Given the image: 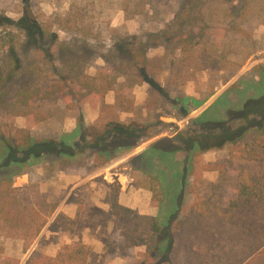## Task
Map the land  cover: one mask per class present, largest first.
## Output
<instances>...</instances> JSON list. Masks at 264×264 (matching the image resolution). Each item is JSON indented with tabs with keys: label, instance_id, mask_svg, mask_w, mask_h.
<instances>
[{
	"label": "rangeland",
	"instance_id": "374dc122",
	"mask_svg": "<svg viewBox=\"0 0 264 264\" xmlns=\"http://www.w3.org/2000/svg\"><path fill=\"white\" fill-rule=\"evenodd\" d=\"M184 2L0 0V14L17 19L27 4L44 32L55 39L50 53L55 64L60 61L62 73L67 63L62 58H75L79 71L90 78H99L118 74L119 60L123 58L108 52L112 36L145 38L147 34L154 35L173 21ZM201 13L202 21L197 23L199 33L197 28L192 29L195 35L190 55L180 52L177 45L151 43L146 52L149 60L146 73L151 84H134L129 89L128 95L133 100L130 112H121L113 106L115 90L80 109L84 120L98 116L97 125L114 119L133 120L138 122L142 132L156 133L154 136L101 169H92L102 161L92 157L83 159V167L79 168L60 165L61 169H52L44 161L30 165L26 173L12 178V186L19 188L22 215L17 222L19 227L0 223L1 258H16L19 264H24L35 247L38 252L55 256L63 245L72 244L86 248L88 264H121V261L125 264L119 255L116 236L112 234L113 223L106 203L116 185L121 205L144 217H158L163 224L176 211V203H181L177 216L180 218L192 203L215 202L224 197L226 190L233 194L234 186L264 190V137L261 135H256L254 142H242L233 150L213 149L195 157L198 167L195 176L185 175L184 192L181 191L183 153L164 161L149 149L155 141L162 149L170 145L185 148L179 138L193 141L204 137L207 131L202 125L230 117L232 130H238L244 124L243 107L252 106L253 101L264 95V0H211L204 3ZM9 31L12 35L6 34ZM20 39L15 30L0 27V74L7 67L8 47L11 44L15 47ZM62 48L65 52L61 54ZM16 52L22 53L20 48ZM29 53L31 62L41 61L34 51ZM213 59L218 60L215 68H206ZM45 80L49 81L47 87L33 92V86H26L25 95L21 93L25 81L27 85L40 81L36 72L7 83L0 81V129L6 136L8 132L16 136L17 132L19 135L28 132L37 139L56 138L76 121V111L65 109L64 93L55 84L56 75L50 74ZM123 80L119 76L117 83ZM79 82L85 80L81 78ZM182 100L186 101L181 104ZM192 100L199 106L195 107ZM156 120L165 124L158 125ZM144 150L143 156L137 158L136 152ZM217 160L226 162L223 176L218 171L199 169L202 163ZM25 196L32 203L44 199L49 205L56 204V209L49 216L35 217ZM64 201L70 205L71 213L75 212L74 217H69L72 222L62 218L55 220L58 213L64 214L59 212ZM257 211L264 218V211ZM125 220L129 225L137 224L140 231L147 229L145 219ZM41 223L43 226L35 234L36 226ZM163 230L166 231V227ZM238 244L239 248L243 247L241 237ZM144 249L139 246L133 252ZM173 258L176 264H183L177 255Z\"/></svg>",
	"mask_w": 264,
	"mask_h": 264
},
{
	"label": "trees",
	"instance_id": "16d2710c",
	"mask_svg": "<svg viewBox=\"0 0 264 264\" xmlns=\"http://www.w3.org/2000/svg\"><path fill=\"white\" fill-rule=\"evenodd\" d=\"M208 1L211 0H185L184 6L173 21L154 35L147 34L145 38L137 35L112 36L113 42L108 52L112 51L113 54L123 58L119 60L118 74H108L99 78L85 76L82 70L79 71V63H76L75 58L69 60L62 58L67 62L66 69L62 73L60 61L55 64L50 53L55 39L44 32L27 4L17 19L0 14V27L15 30L21 38L17 42L18 46L14 47L11 44L7 49V67L2 70L4 72L0 74V81L7 83L23 74L36 72L40 81L28 85L25 81V87L21 92L25 95L26 86L31 85L33 86L31 91L39 92L41 87L48 85L49 81L45 79H48L50 74L56 75L55 84L64 93L65 109L76 111L78 114L75 115V129L71 132H63L56 138L37 139L28 132L20 135L17 132V136L8 132L6 136L0 129V223L12 228L19 227L17 222L21 219L22 208L18 198L19 188L12 186V178L26 173V168L30 165L45 161L52 169H61L60 165L79 168L83 167V159L92 157L96 161L102 159L98 164H94L92 169L96 170L121 154L136 148L144 139H149L156 134L142 132L141 126L133 120L126 122L114 119L101 126L96 123L86 126L80 109L82 105L102 99L108 91L115 90L113 106L121 112H130L133 100L128 95L129 89L134 84L143 82L151 84L150 77L146 73L149 64L146 52L151 43L177 45L180 52L190 55L191 47H193L192 39L195 35L192 29L197 28L199 33L200 28L197 23L202 21L201 9ZM6 34L12 35V32L9 31ZM17 48H20L21 54L16 52ZM64 50L65 48H62L59 52L61 51L62 54ZM29 51H34L41 61L31 62ZM217 61L211 60L206 68H215ZM119 76L124 80L117 83ZM81 78L85 82H79ZM185 101L182 100L180 103L183 104ZM192 102L195 107L199 106L197 101L192 100ZM252 104L248 108L243 107L241 119L244 124L238 130H232L229 123L232 119L230 117L229 120L213 121L202 125L204 131H207L204 137L199 136L193 141L179 138V141L184 142L185 148L170 145L162 149L159 148L158 141L149 146V149L157 152L164 161H169L170 156L179 152L183 153L182 192H184L183 187L186 181L185 175L195 176L198 167L195 157L213 149L233 150L242 142L246 144L250 141L254 142L256 135L264 137V95ZM252 113L253 116L250 117ZM155 123L165 124L160 120H156ZM87 129L92 132H88ZM144 152L145 150L136 157L141 158ZM225 163L221 160L205 162L199 166V169L218 171L223 176ZM228 163L231 166L232 162ZM212 185L218 186L217 183ZM118 189V185L114 186L113 193L108 195L106 203L109 204L108 214L113 223L112 234L116 236L119 255L125 260V264H176L174 254L183 264H264V218H261L257 211H264V190H253L246 185L234 186L233 194L230 190H226L224 197L215 202L211 203L207 200L200 204L192 203L180 218L177 216L180 213L181 203H176V211L170 214L166 223L163 224L158 217H144L121 205L117 197ZM25 199L31 204L28 206L33 210L35 217L49 216L56 209V204L49 205L44 199L33 203L28 196H25ZM58 218L73 221L62 213H58L55 220ZM125 218L145 219L147 229L140 231L137 224L129 225ZM43 224L36 226L35 234L40 231ZM164 227L166 231L163 230ZM143 236L148 238L141 240ZM239 237H241L242 248L238 246ZM139 246H144L145 249L134 253L133 250ZM2 253L3 247L0 245V264L20 263V260L16 258H1ZM87 255L88 252L83 245L65 244L55 256L34 250L24 264H88Z\"/></svg>",
	"mask_w": 264,
	"mask_h": 264
},
{
	"label": "crops",
	"instance_id": "0c3cea01",
	"mask_svg": "<svg viewBox=\"0 0 264 264\" xmlns=\"http://www.w3.org/2000/svg\"><path fill=\"white\" fill-rule=\"evenodd\" d=\"M71 119V118H70ZM83 119V118H82ZM70 121V120H69ZM83 121H84V124L85 125H92V124H94V123H97V121H98V116H94L92 119H88V120H84L83 119ZM75 127H76V121H74L73 122V124L69 127V128H67V129H65V130H63L64 132H71V131H73V129H75ZM140 153V151H138V152H136V154H139ZM105 166V165H104ZM106 166H108V163L106 164ZM99 169H101V168H99ZM104 170V169H103ZM104 174H105V171H104ZM79 183V182H78ZM60 211H62L65 215H68V217H70V218H72V217H74V215H75V212H72L71 213V207H70V205L66 202V201H64L63 203H62V205H61V207H60V210H59V212ZM36 249V247L35 248H33V251ZM32 251V252H33ZM31 252V253H32ZM51 256H54V254H52ZM121 264H123V262L121 261Z\"/></svg>",
	"mask_w": 264,
	"mask_h": 264
}]
</instances>
